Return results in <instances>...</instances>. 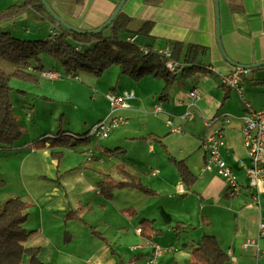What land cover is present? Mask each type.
I'll use <instances>...</instances> for the list:
<instances>
[{"label": "crops", "instance_id": "obj_1", "mask_svg": "<svg viewBox=\"0 0 264 264\" xmlns=\"http://www.w3.org/2000/svg\"><path fill=\"white\" fill-rule=\"evenodd\" d=\"M48 1L71 25L93 29L109 19L121 0ZM231 3L242 9L232 10ZM122 9L132 18L127 29H121L130 32L127 40L134 37L138 42L141 37L143 42L137 44L145 51L163 54L166 63L170 60L176 65L174 70L166 65L173 72L186 64L183 58L188 46L198 45L197 63L201 67L188 76L179 74L167 90L165 79L152 75L139 80L122 75L120 83L113 86L90 77V83L95 82L103 93L131 95L124 107L114 111L125 118L121 124L125 126L115 127L105 138L92 132L112 113L107 97L102 114L82 123L86 130L68 126L70 130H65L89 131V136L87 142L66 149L72 162H64L65 155L60 160L59 166L65 165L67 172L62 177L57 175L51 156L59 147L50 148L48 142L34 144L42 135L23 138L27 127L15 146L0 148V157L5 160L0 174L6 178L16 171L24 187L23 193L10 191L7 199L19 197L28 204L25 226L34 232L25 244L40 247L39 258L44 264H147L157 245L163 250L158 264L164 261V252L173 254V264H180L184 257L190 264L193 247L204 235H211L227 253V264H264V253L246 244L255 238L258 247L264 248V233L259 228L264 221V192L257 193L249 185L251 158L242 118L248 105L255 110L264 108V64L241 75L240 93L221 81V74L233 73L236 67L220 48L222 45L231 60L243 65L264 61V0H219V24L215 0H126ZM31 10L23 17L31 15ZM34 16L46 22V15ZM146 20L153 21L150 32L139 33ZM85 37L84 42H89L90 37ZM170 41L182 44L181 61L173 58ZM193 89L200 95L192 96ZM156 105L161 112L154 113ZM59 125L63 129L61 122ZM217 130L225 141L222 157L240 185L236 194L229 191L216 169L205 167L208 153L203 141ZM52 134L50 130L46 135ZM106 154L114 161L118 179L111 172L98 179L90 174L95 160L106 163ZM124 157L128 161H123ZM174 160L184 161L193 177L191 184L181 177ZM124 171L140 176L155 195L124 187L115 188L113 195L106 197L98 183L106 176L107 183L126 181ZM73 174L75 177L69 176ZM7 185L0 186L2 191ZM144 219L153 221L158 230L152 237L142 233ZM44 248L49 251L46 258Z\"/></svg>", "mask_w": 264, "mask_h": 264}, {"label": "trees", "instance_id": "obj_2", "mask_svg": "<svg viewBox=\"0 0 264 264\" xmlns=\"http://www.w3.org/2000/svg\"><path fill=\"white\" fill-rule=\"evenodd\" d=\"M232 10H241V5L231 3ZM29 9L33 12L23 17ZM33 14L47 15L52 29L50 35L44 39H22L7 31L6 28L19 21L29 20ZM132 18L124 13H118L113 22L108 26L116 32L127 29ZM153 21L142 22L138 32L149 33ZM115 32V31H114ZM78 32L66 28L59 23L46 9L42 0H21L0 10V148H11L23 136L25 125L21 124L15 114V107L11 98L12 77L27 82L38 83L40 76H45L43 55L56 59L66 71V75L57 70L59 78L78 79L77 72L84 71L101 75L112 65L121 68V74L139 80L146 75L162 77L166 81L164 90H167L179 74L188 76L201 67L197 63L198 45H189L185 53L186 64H180L178 70L173 72L166 67L163 54L139 46L135 41L122 40L116 35H105V29L98 33L83 34L89 36V42H80ZM173 58L181 61L182 44L170 41ZM11 64L13 70L6 72L3 64ZM180 72V73H179ZM46 77V76H45ZM77 77V78H76ZM58 78V79H59ZM57 79V78H56ZM89 131L84 133L71 132L62 129L60 125L52 135H42L34 140V144L48 142L50 148L68 149L87 142ZM43 137V138H42ZM61 149V150H62ZM53 151L60 154L62 151ZM179 174L189 184L193 177L183 160H174ZM127 180L116 184L107 183L105 177L98 183L99 188L110 198L115 188H132L149 196L155 195V190L149 188L141 181L140 176L129 171H124ZM4 178L0 174V186ZM28 204L19 197L9 198L0 203V264H44L39 258V246L25 244L34 230H29L25 223L28 219ZM158 230L153 227V221L142 220V233L152 237ZM227 253L221 249L216 238L204 235L191 251L190 264H227Z\"/></svg>", "mask_w": 264, "mask_h": 264}, {"label": "rangeland", "instance_id": "obj_3", "mask_svg": "<svg viewBox=\"0 0 264 264\" xmlns=\"http://www.w3.org/2000/svg\"><path fill=\"white\" fill-rule=\"evenodd\" d=\"M16 2L20 1L0 0V10ZM76 12H78V9ZM50 20L51 19L47 16L46 22H44L45 19H38L37 16H34L33 14V16L29 20L19 21L16 24L14 23L11 26L7 27L6 30L12 32L13 35L22 39H44L50 35V30L52 29L50 25ZM105 22L106 21H104L103 23ZM76 27L84 30L88 29L84 26ZM127 33L130 34L129 31L116 32V30H114L112 27L105 28V35H116L117 38L122 40H127ZM140 35L142 37L146 36V34ZM84 39H86L85 36H78V40H80V42H84ZM140 42H143L141 37L136 43ZM43 65L46 71L57 70L66 75V71L61 66V64L49 55H43ZM3 68L6 72H10L13 70L12 65L8 63H4ZM241 69L246 70L247 74L249 73V71H251L252 68ZM120 72L121 68L119 66L112 65L108 67V69H106L101 75H95L94 73L91 74L90 72L78 71V79H74L75 77L68 78L66 76H63L59 79H53L57 77V74H52L53 76H49L46 72H44V75L46 77L40 76L38 83L27 82L16 77H12L10 82V85L12 87L11 98L15 107V114L18 116V120L21 122V124L25 125V127L29 129V131L24 135V137H22L26 138L30 135L34 136L33 138H35L39 135L49 133L50 130L55 132V130L58 129L59 122H61L62 126H64L63 129H69V126L70 128H76V131L86 130L82 129L84 127L83 124H85V122L89 123L88 120L94 119L95 117L102 114V109H104L105 107L104 99L106 97L105 92L103 93V91L100 90L98 86L94 85L95 82L90 83L88 79L94 76L98 78L100 82H103L104 85L113 86L120 83L119 80L123 79L122 74ZM196 92L199 93L198 90H196ZM123 126L125 125H120V127L122 128ZM29 140L27 139V141ZM113 147H115V145ZM53 151H59V149H53ZM52 152L51 156L55 161V171L58 176L62 177L67 172H65L63 168L65 165L59 166V162L64 155V162H72L70 158L71 155L66 149H63V152H61L60 154H53ZM78 158L85 160L86 156H78ZM103 159L106 160L105 164L101 163L99 159L95 160L92 163V170H90V174L98 179L101 174L111 172L114 178L118 179V177L120 176L117 171L113 168L114 161H111V159H109V155L107 154ZM123 161H128L127 157H124ZM74 162L76 163L75 159ZM4 166L5 160L0 157V168H4ZM70 166L72 167V165ZM107 166H109L110 169H107ZM69 176L75 177L74 174ZM4 179V185L6 184V182L8 185L4 187L3 191L0 188V203H2L8 198V196H10V191L15 190L16 192L23 193L24 188L21 184L22 180H20L18 174L14 170L6 178L4 177ZM27 180L29 179L27 178ZM182 242L180 244H182ZM48 252L49 251L44 248L43 257L46 258L48 256ZM172 253H176V251H172ZM172 255L173 254L171 253L167 254V252H164V261L161 264H173ZM184 259L185 257L180 259L182 260L180 261V264H187L188 259ZM161 260L162 258L160 256L158 258V262ZM46 262L49 263V260H46Z\"/></svg>", "mask_w": 264, "mask_h": 264}, {"label": "built area", "instance_id": "obj_4", "mask_svg": "<svg viewBox=\"0 0 264 264\" xmlns=\"http://www.w3.org/2000/svg\"><path fill=\"white\" fill-rule=\"evenodd\" d=\"M129 41H134V37H130ZM169 56L168 52H165ZM167 67L171 70L175 69V64L168 60L166 63ZM47 75L53 76L52 74H57L56 78H59V73L53 71H46ZM246 74V70L241 68H236L235 72L228 74H221L222 83L230 88L236 89L241 93V75ZM53 78V79H56ZM77 78V77H76ZM197 89L191 91L192 96H199L200 92H196ZM106 97L110 101L112 107V113L109 117L101 119L94 127L92 132L96 133L100 138L107 137L111 130L115 127L125 123V118L119 115H115L114 111L118 108L124 107L127 100L131 95H118L112 91H107ZM162 108L158 105L154 107V113H159ZM243 118V132L245 134V144L247 146L248 154L251 158V164L247 169L249 176V185L256 189L257 193L264 192V108L255 110L248 105V110ZM229 119H227V122ZM169 125L172 126L170 120L167 121ZM174 130H178L176 127H172ZM223 133L217 130L206 136L203 141V147L207 151L208 156L206 159L207 168L216 169L219 175H221L229 186V191L232 194H236L240 191V185L237 181L235 172L232 170L231 166L222 157L221 147L224 145ZM255 200H258V195H256ZM261 234L264 233V221L260 222L259 225ZM247 245H254L258 248V251L264 253V248L260 249L258 247V240L255 238L248 239ZM163 253L161 246L157 245L154 248L153 255L147 260V264H158L157 257ZM231 253V252H230ZM233 261H236L234 257Z\"/></svg>", "mask_w": 264, "mask_h": 264}, {"label": "water", "instance_id": "obj_5", "mask_svg": "<svg viewBox=\"0 0 264 264\" xmlns=\"http://www.w3.org/2000/svg\"><path fill=\"white\" fill-rule=\"evenodd\" d=\"M126 0H121L118 4V6L116 7V9L114 10V12L112 13V15L109 17V19L102 25H100L99 27L97 28H93V29H87V30H84V29H80L74 25H71L70 23H68L61 15H59L54 9L53 7L51 6V4L49 3L48 0H42L43 4L45 5L47 11L59 22L61 23L62 25H64L66 28L68 29H72L78 33H81V34H91V33H98V32H101L103 29L107 28L112 22L113 20L116 18V16L118 15V13L121 11L124 3H125ZM215 5H216V13H217V23L219 24V0H215ZM218 38H219V33H218ZM220 48H221V51L224 55V57L226 58V60L231 63L233 66L235 67H241V68H255L259 65H263L264 64V61L262 62H259V63H255V64H251V65H243V64H240V63H237L233 60H231L227 55L226 53L224 52L223 48H222V45H220Z\"/></svg>", "mask_w": 264, "mask_h": 264}]
</instances>
